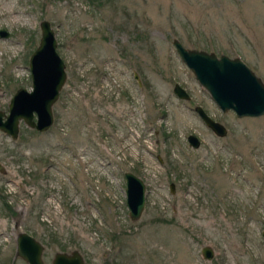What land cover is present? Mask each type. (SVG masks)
I'll use <instances>...</instances> for the list:
<instances>
[{
  "label": "rangeland",
  "instance_id": "1",
  "mask_svg": "<svg viewBox=\"0 0 264 264\" xmlns=\"http://www.w3.org/2000/svg\"><path fill=\"white\" fill-rule=\"evenodd\" d=\"M42 20L66 80L50 129L21 120L16 139L0 130V264H28L16 255L19 232L41 242L46 264L72 251L85 264H264V115L221 111L173 45L239 57L264 82V0H0L6 114L32 87ZM126 171L146 186L136 221Z\"/></svg>",
  "mask_w": 264,
  "mask_h": 264
},
{
  "label": "water",
  "instance_id": "2",
  "mask_svg": "<svg viewBox=\"0 0 264 264\" xmlns=\"http://www.w3.org/2000/svg\"><path fill=\"white\" fill-rule=\"evenodd\" d=\"M41 38L38 47L29 60L30 90L19 88L10 99L8 114L0 110V130L16 139L21 120L39 132L50 129L54 122L53 104L58 100L65 84V63L57 51L55 32L48 20L40 23ZM10 33L0 29V38H8ZM173 45L187 67L192 71L198 83L209 93L213 101L223 112L234 111L237 117H259L264 115V82L239 57L217 55L202 49L186 48L181 41L173 39ZM137 78V76H136ZM177 97L190 100V94L178 83L173 87ZM194 110L204 123L218 136H224V125L209 116L202 106ZM187 141L192 148H199L200 139L189 134ZM159 161H162L159 158ZM0 163V171H3ZM126 184V204L129 217L136 221L141 217L145 206L144 181L131 171L124 173ZM174 193V184L170 185ZM264 240V230L262 231ZM44 246L27 232H19L16 237V255L28 264H46L43 261ZM202 256L211 259L214 255L210 246L201 250ZM52 264H85L78 251L58 252Z\"/></svg>",
  "mask_w": 264,
  "mask_h": 264
},
{
  "label": "flooded vegetation",
  "instance_id": "3",
  "mask_svg": "<svg viewBox=\"0 0 264 264\" xmlns=\"http://www.w3.org/2000/svg\"><path fill=\"white\" fill-rule=\"evenodd\" d=\"M53 259H54V257H53ZM53 259L51 260V263L50 264H52V262H53ZM85 263V262H84Z\"/></svg>",
  "mask_w": 264,
  "mask_h": 264
},
{
  "label": "trees",
  "instance_id": "4",
  "mask_svg": "<svg viewBox=\"0 0 264 264\" xmlns=\"http://www.w3.org/2000/svg\"><path fill=\"white\" fill-rule=\"evenodd\" d=\"M10 209H11V207H10Z\"/></svg>",
  "mask_w": 264,
  "mask_h": 264
}]
</instances>
